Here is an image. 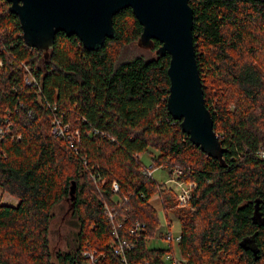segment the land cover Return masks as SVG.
Returning <instances> with one entry per match:
<instances>
[{"label":"trees","instance_id":"trees-1","mask_svg":"<svg viewBox=\"0 0 264 264\" xmlns=\"http://www.w3.org/2000/svg\"><path fill=\"white\" fill-rule=\"evenodd\" d=\"M189 5L224 164L194 145L168 113L169 55L155 53L157 40L138 44L142 27L131 8L112 15L116 35L102 46L88 50L59 31L43 54L24 44L18 17L0 0V189L18 199L0 203V264H85L84 245L96 250V264H171L172 243L162 249L148 241L165 238L172 219L184 259L177 264H264V0ZM134 42L147 54L121 58ZM28 72L36 84L26 82ZM55 118L78 129V139L52 134ZM145 152L151 168L170 176L178 168L177 178L195 182L183 206L176 189L145 175ZM155 195L167 218L164 232L150 201ZM65 197L78 230L69 250L53 255L49 224ZM105 203L121 223L118 236L132 238L125 262L114 253ZM136 219L144 223L139 237L128 233Z\"/></svg>","mask_w":264,"mask_h":264},{"label":"water","instance_id":"water-1","mask_svg":"<svg viewBox=\"0 0 264 264\" xmlns=\"http://www.w3.org/2000/svg\"><path fill=\"white\" fill-rule=\"evenodd\" d=\"M18 17L24 44L46 54L57 32L76 36L84 48L96 49L116 31L112 15L131 8L142 30L137 42L155 53L169 55L166 107L182 132L201 151L222 164V142L205 105L192 36L189 0H4Z\"/></svg>","mask_w":264,"mask_h":264},{"label":"built area","instance_id":"built-area-1","mask_svg":"<svg viewBox=\"0 0 264 264\" xmlns=\"http://www.w3.org/2000/svg\"><path fill=\"white\" fill-rule=\"evenodd\" d=\"M24 67L26 69H28L26 65H24ZM25 80L27 83L36 84V80L34 79L33 75H31L30 72H28V74L25 76ZM3 133H4V129L0 126V135H2ZM51 133L57 137H63L71 143L75 140V138L78 139V137H79L78 129L71 128L69 123H66V122H64L58 118H55L52 120ZM261 155L264 157V151L261 152ZM150 170L151 169L149 167H146L145 174L147 176L153 175V173H152L153 171H150ZM178 173H180V169L176 168L175 170H173V175L169 177V181L172 182L176 186L177 205L183 206L187 202L188 198H190L192 188H194V186H195V182L194 181L183 182L182 180L177 178L176 174H178ZM92 178H94L96 180V177L93 176V174H92ZM111 185H112V190L117 191L118 184L115 180L112 181ZM160 207H161L160 211H162V215H163V218L165 221L164 223H162L160 213H159L161 226L168 227L166 214H165L161 204H160ZM105 208L107 211V215H108V217L111 221V224H112V228L114 231V237L116 238V241H115V244L113 247L114 253L119 255L121 257V260L123 262H125V253H126V251H128L129 249L132 248V242H133L132 238H126V237L120 238L118 236L117 228L120 226L121 223L115 222V220H114V212L113 211L115 209H113V207H109L107 203H105ZM173 220H175V219H172L169 230H168V232L165 233L166 234L165 239L171 243L173 241H175V243L177 244V241L180 238L179 237L180 228H177L175 226ZM133 222L134 223H132V225L130 226L128 233L131 236L139 237L140 233L142 232V230L144 228V223L141 222L140 220H137V219L134 220ZM80 253L84 257L85 264H96L97 252L95 249L94 250L90 249L88 247V245H84V247L80 250ZM167 257L172 258L171 264H177V262L179 263L181 261H184V259L180 255V253H179V255H175L174 251H173V254L168 253ZM143 264H149V263L146 261Z\"/></svg>","mask_w":264,"mask_h":264},{"label":"rangeland","instance_id":"rangeland-1","mask_svg":"<svg viewBox=\"0 0 264 264\" xmlns=\"http://www.w3.org/2000/svg\"><path fill=\"white\" fill-rule=\"evenodd\" d=\"M146 50V49H145ZM143 50L141 46L134 43L127 44L121 49V58H130L133 55L136 54H147L148 51ZM150 158L151 154L148 152H145L141 154V159L147 165L146 167H149L153 171V178L157 180V182L164 185V187H171L173 189H176V186L169 181L170 175H168L167 171L163 167H155L152 168L150 165ZM146 167L143 168L144 173L146 172ZM146 175V174H145ZM92 178V176L90 175ZM94 180V183H96V180ZM97 184V183H96ZM157 197L160 199L158 195L153 196L150 201L152 202L154 198ZM70 197L63 198L57 205L53 207V217L49 224V232H48V241H49V247L52 251V254L54 255L57 251H67L69 250L70 245L73 243V239L75 237V233L78 230L77 220L76 216L72 214V203H71ZM0 203H6L11 205H16L18 203V199L14 196L10 195L7 192H3L0 189ZM153 203V202H152ZM156 207V206H154ZM158 211L160 213L161 221L164 223V218L162 215V211H160V208L157 206ZM172 217V215H169ZM163 228H160L163 232L166 230V227L161 226ZM159 230V231H160ZM168 240H166L163 237H160V235H157L155 237H152L148 241L149 247H155V248H167L168 247ZM172 246L174 248V254L179 255L178 248L176 246L175 241L172 242Z\"/></svg>","mask_w":264,"mask_h":264},{"label":"crops","instance_id":"crops-1","mask_svg":"<svg viewBox=\"0 0 264 264\" xmlns=\"http://www.w3.org/2000/svg\"><path fill=\"white\" fill-rule=\"evenodd\" d=\"M152 202H153V203H152L153 206H156V207L158 206L159 208H161V207H160V202L158 201V198H157V197H155L154 200H153ZM156 207H155V208H156ZM173 221H174L175 226H176L177 228H180L179 222H178V221H175V220H173Z\"/></svg>","mask_w":264,"mask_h":264}]
</instances>
